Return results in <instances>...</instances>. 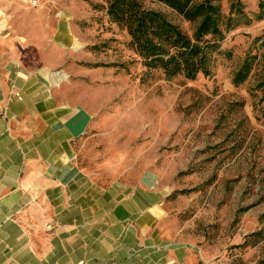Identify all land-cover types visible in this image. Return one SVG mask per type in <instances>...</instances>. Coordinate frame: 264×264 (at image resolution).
Returning <instances> with one entry per match:
<instances>
[{"label":"rangeland","instance_id":"1","mask_svg":"<svg viewBox=\"0 0 264 264\" xmlns=\"http://www.w3.org/2000/svg\"><path fill=\"white\" fill-rule=\"evenodd\" d=\"M230 1L221 0L224 12ZM259 1L242 0L245 14L225 34L210 74L166 79L141 64L102 0H0V36L13 59L46 70L56 89L92 112L76 140L77 166L97 189L117 181L159 191L156 229L182 245V264H264ZM147 4L191 32L169 8Z\"/></svg>","mask_w":264,"mask_h":264},{"label":"crops","instance_id":"2","mask_svg":"<svg viewBox=\"0 0 264 264\" xmlns=\"http://www.w3.org/2000/svg\"><path fill=\"white\" fill-rule=\"evenodd\" d=\"M0 37V264H182L156 229L160 192L93 186L75 160L92 112Z\"/></svg>","mask_w":264,"mask_h":264},{"label":"trees","instance_id":"3","mask_svg":"<svg viewBox=\"0 0 264 264\" xmlns=\"http://www.w3.org/2000/svg\"><path fill=\"white\" fill-rule=\"evenodd\" d=\"M109 21L129 36L128 46L147 70L157 71L166 79L182 76L194 79L208 75L214 53L220 50L225 34L244 16L242 0H231L224 12L221 0H102ZM148 3L161 4L180 19L192 25L187 32L161 9ZM264 1H259L262 6ZM264 13L260 12V19ZM246 58L234 73L237 85L247 76L250 62ZM264 87V77L257 84ZM259 100L264 101V94Z\"/></svg>","mask_w":264,"mask_h":264},{"label":"built area","instance_id":"4","mask_svg":"<svg viewBox=\"0 0 264 264\" xmlns=\"http://www.w3.org/2000/svg\"><path fill=\"white\" fill-rule=\"evenodd\" d=\"M18 1L31 6L37 5L39 2V0H18Z\"/></svg>","mask_w":264,"mask_h":264}]
</instances>
